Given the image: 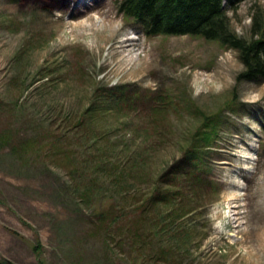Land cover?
<instances>
[{"label":"rangeland","instance_id":"rangeland-1","mask_svg":"<svg viewBox=\"0 0 264 264\" xmlns=\"http://www.w3.org/2000/svg\"><path fill=\"white\" fill-rule=\"evenodd\" d=\"M120 1L73 19L52 0H0V261L124 264L111 257L97 217L109 206L71 193L69 156L99 134L100 149L119 157L145 151L146 174L134 182L145 201L163 172L187 164L182 153L201 132L213 138L198 149L206 183L186 217L191 251L174 264H264V81H239L238 52L219 41L147 36ZM228 17L251 40L264 0H244ZM107 92L136 106L94 114L84 135L76 119ZM152 104L163 113L149 126ZM208 119L216 126L205 128ZM50 130L68 154L42 148Z\"/></svg>","mask_w":264,"mask_h":264},{"label":"trees","instance_id":"trees-1","mask_svg":"<svg viewBox=\"0 0 264 264\" xmlns=\"http://www.w3.org/2000/svg\"><path fill=\"white\" fill-rule=\"evenodd\" d=\"M244 0H121L119 11L142 27L147 36H196L209 41H219L237 51L244 70L239 81H264V20L254 22L253 38L247 40L231 28L228 10L233 11ZM111 88L110 91H115ZM92 103L75 126L84 133L91 129L94 114L113 111H132L136 101L123 92H107ZM150 103V101L148 102ZM148 108L150 126L161 113L158 107ZM102 115V116H104ZM151 116V117H150ZM205 128L216 126V121L205 120ZM208 126V127H207ZM152 129V128H151ZM200 131H202L200 129ZM49 140L42 147L52 150L55 156L68 154L60 134L50 130ZM102 135H95L69 156L74 161V183L71 193L83 201L98 205L105 203L108 209L100 210V219L106 245L111 257L124 264H174L190 253L194 241L188 231L186 217L195 211L196 193L206 182L203 176V156L200 147H210L212 136L199 132L182 153L187 164L177 162L160 175L149 197L138 198L135 180L146 174L149 160L145 151L132 150L119 157L112 149H100ZM148 144V140H146ZM26 142L24 147H32ZM112 151V152H111ZM196 162V163H194ZM178 165V166H177ZM180 165V166H179ZM202 171H199L198 169ZM167 170V169H166ZM165 170V171H166ZM197 172H201L200 175ZM205 176V175H204ZM76 179V180H75ZM193 194V195H192ZM108 201H111L108 203ZM128 202H131L129 204ZM189 202V204H187ZM128 203V204H127ZM108 242V244H107ZM127 247L122 259L116 247ZM0 264H13L5 261Z\"/></svg>","mask_w":264,"mask_h":264},{"label":"bare ground","instance_id":"bare-ground-1","mask_svg":"<svg viewBox=\"0 0 264 264\" xmlns=\"http://www.w3.org/2000/svg\"><path fill=\"white\" fill-rule=\"evenodd\" d=\"M104 1L106 0H84V1H80V0H52V4L54 6H58V7H62L65 11H69L71 14V17L73 19H75V17L77 16H82L85 15L88 11H90L91 9H94L95 7L101 5ZM81 3V7H79L78 5ZM93 20L92 17L87 18L86 21L87 22H91ZM81 23H75L73 26V30H72V34L74 33V31H76L75 29L79 26H81ZM129 40H125L120 42L121 47L123 48L125 46L124 43H127Z\"/></svg>","mask_w":264,"mask_h":264}]
</instances>
